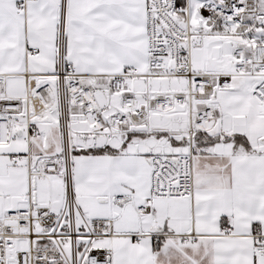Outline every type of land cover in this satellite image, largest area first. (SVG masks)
<instances>
[{
    "label": "snow or ice",
    "instance_id": "1",
    "mask_svg": "<svg viewBox=\"0 0 264 264\" xmlns=\"http://www.w3.org/2000/svg\"><path fill=\"white\" fill-rule=\"evenodd\" d=\"M0 264H264V0H0Z\"/></svg>",
    "mask_w": 264,
    "mask_h": 264
}]
</instances>
